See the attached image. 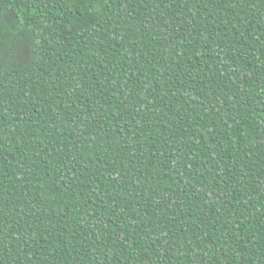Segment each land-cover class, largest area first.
<instances>
[{"label":"trees","instance_id":"1","mask_svg":"<svg viewBox=\"0 0 264 264\" xmlns=\"http://www.w3.org/2000/svg\"><path fill=\"white\" fill-rule=\"evenodd\" d=\"M0 264H264V0H0Z\"/></svg>","mask_w":264,"mask_h":264},{"label":"rangeland","instance_id":"2","mask_svg":"<svg viewBox=\"0 0 264 264\" xmlns=\"http://www.w3.org/2000/svg\"><path fill=\"white\" fill-rule=\"evenodd\" d=\"M102 5V3H100Z\"/></svg>","mask_w":264,"mask_h":264}]
</instances>
